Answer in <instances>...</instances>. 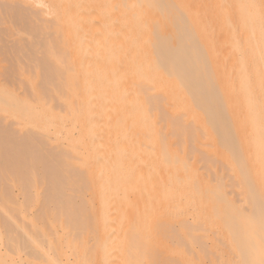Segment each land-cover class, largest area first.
Here are the masks:
<instances>
[{"label": "bare ground", "instance_id": "bare-ground-1", "mask_svg": "<svg viewBox=\"0 0 264 264\" xmlns=\"http://www.w3.org/2000/svg\"><path fill=\"white\" fill-rule=\"evenodd\" d=\"M0 264H264V0H0Z\"/></svg>", "mask_w": 264, "mask_h": 264}]
</instances>
